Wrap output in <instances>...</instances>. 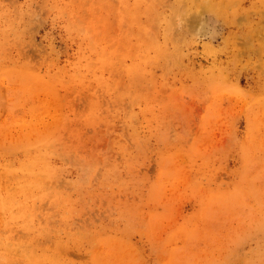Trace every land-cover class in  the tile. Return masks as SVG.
<instances>
[{"label": "rangeland", "instance_id": "obj_1", "mask_svg": "<svg viewBox=\"0 0 264 264\" xmlns=\"http://www.w3.org/2000/svg\"><path fill=\"white\" fill-rule=\"evenodd\" d=\"M0 264H264V0H0Z\"/></svg>", "mask_w": 264, "mask_h": 264}, {"label": "bare ground", "instance_id": "obj_2", "mask_svg": "<svg viewBox=\"0 0 264 264\" xmlns=\"http://www.w3.org/2000/svg\"><path fill=\"white\" fill-rule=\"evenodd\" d=\"M194 30V29H193Z\"/></svg>", "mask_w": 264, "mask_h": 264}]
</instances>
